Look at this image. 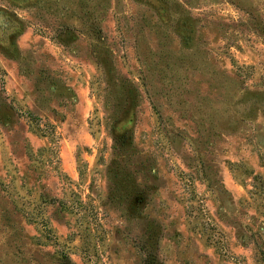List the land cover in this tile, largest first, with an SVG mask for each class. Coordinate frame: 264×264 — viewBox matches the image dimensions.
I'll list each match as a JSON object with an SVG mask.
<instances>
[{
  "label": "rangeland",
  "instance_id": "rangeland-1",
  "mask_svg": "<svg viewBox=\"0 0 264 264\" xmlns=\"http://www.w3.org/2000/svg\"><path fill=\"white\" fill-rule=\"evenodd\" d=\"M0 264H264V0H0Z\"/></svg>",
  "mask_w": 264,
  "mask_h": 264
}]
</instances>
